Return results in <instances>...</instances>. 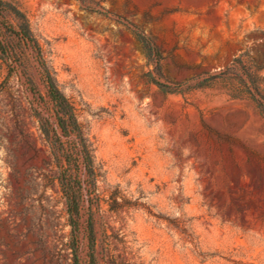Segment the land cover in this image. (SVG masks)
Here are the masks:
<instances>
[{"label": "rangeland", "instance_id": "374dc122", "mask_svg": "<svg viewBox=\"0 0 264 264\" xmlns=\"http://www.w3.org/2000/svg\"><path fill=\"white\" fill-rule=\"evenodd\" d=\"M2 1L74 106L96 179L74 238L40 128L55 119L39 57L0 12V264H88L89 222L96 264H264V117L221 84L196 86L258 66L264 91V0Z\"/></svg>", "mask_w": 264, "mask_h": 264}, {"label": "trees", "instance_id": "16d2710c", "mask_svg": "<svg viewBox=\"0 0 264 264\" xmlns=\"http://www.w3.org/2000/svg\"><path fill=\"white\" fill-rule=\"evenodd\" d=\"M0 12L4 22L5 16H12L17 21V30H11L17 34L25 44L29 45L39 57L38 63L41 69V77L47 88V94L52 102L54 110V122L40 118L42 133L50 140L54 158L60 165L58 176L60 191L65 199L69 224L74 238H77L80 203L83 198V183L94 185L96 174L94 167V155L91 143L86 136L81 124L78 122L74 106L70 100L59 90L54 78L51 76L48 66L42 58L40 47L32 35L29 22L24 12L10 2L0 0ZM136 39L140 43L144 54L148 57L158 56L159 51L150 38L141 32H135ZM243 55L235 58V62L241 64ZM258 66L225 67L216 72H205L196 82L197 87L214 86L221 84L236 97H247L255 104L259 113L264 117V91L262 88V75ZM162 92L173 93L171 85L152 80ZM32 89V88H31ZM33 91V89H32ZM54 124V125H53ZM61 138H65L63 141ZM83 170L86 179L80 178ZM89 262L96 264L94 257L95 237L92 223H88ZM77 264V263H76Z\"/></svg>", "mask_w": 264, "mask_h": 264}]
</instances>
